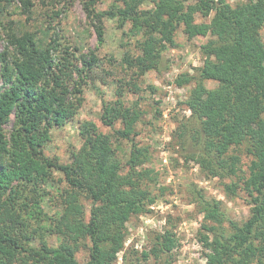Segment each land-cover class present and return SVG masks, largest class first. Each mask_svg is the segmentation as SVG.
Masks as SVG:
<instances>
[{
    "label": "trees",
    "instance_id": "16d2710c",
    "mask_svg": "<svg viewBox=\"0 0 264 264\" xmlns=\"http://www.w3.org/2000/svg\"><path fill=\"white\" fill-rule=\"evenodd\" d=\"M79 1L99 45L105 18H116L119 28L129 24V32L139 36L140 54L122 58L133 74L130 82L120 80L117 99L102 106V124L121 127L107 135L88 123L72 163L44 157L50 131L75 119L83 83L100 61L95 52L80 53L56 38L20 36L10 22L6 37L14 52L0 49V264H115L127 221L150 212L158 199L150 189L153 171L145 167L150 148L134 140L141 113L124 104L122 87L139 91L134 80L159 67L163 52L176 47L180 28L188 39L200 35L208 41L200 46L202 65L173 82L191 85L183 102L190 115L180 124L178 145L204 178L219 181L227 199L241 191L249 205L247 218L237 222L227 217L222 201L190 191L203 217L206 264H264V42L259 34L264 0L234 6L227 0H113L106 12L97 10L100 0ZM143 1L152 9H141ZM13 3L0 0V31L1 17ZM20 4L29 19L32 1ZM197 15L210 20L196 23ZM208 82L215 87L208 88ZM12 117L7 134L4 127ZM123 141L130 145L120 155ZM242 155L251 159L245 174ZM53 171L62 174L66 188L60 193L61 209L49 217L41 195H28L26 187L47 182ZM52 235L56 246L46 240ZM175 246L166 231L153 252L169 253ZM81 250L87 253L83 263L77 258Z\"/></svg>",
    "mask_w": 264,
    "mask_h": 264
},
{
    "label": "rangeland",
    "instance_id": "374dc122",
    "mask_svg": "<svg viewBox=\"0 0 264 264\" xmlns=\"http://www.w3.org/2000/svg\"><path fill=\"white\" fill-rule=\"evenodd\" d=\"M6 14L1 17L0 49L13 47L8 44L6 30L11 25L17 27L20 36L32 38L45 37L59 40L62 46L77 47L80 53L95 52L100 67L93 70L82 86L81 106L72 122L63 127H54L50 131V141L42 146L43 156L55 158L60 163L69 164L77 159L82 147L88 123H93L103 134L113 135L121 127L115 123L108 127L102 124L101 114L104 103L117 99L116 92L121 85L119 81H128L133 75L122 63L124 55L137 56L138 35L129 32L130 25L119 28L116 18H105L104 43L99 45L94 28L87 20L79 0H31L32 14L27 19L21 9L20 0H12ZM238 1L227 0L230 6ZM113 0H100L99 12H106ZM149 1H143L141 9H152ZM194 22L208 23L210 17L195 16ZM46 32L47 36L41 35ZM264 42V27L259 31ZM176 47L168 48L162 54L159 67L149 71L134 81L139 91H133L126 84L122 87V100L128 107H134L141 113L136 125L135 142L148 146L151 151L150 163L145 167L153 171L150 189L158 196L144 215L132 216L126 223L124 249L118 253L115 264H206L207 250L202 238L203 217L192 203L190 191L201 190L208 197L223 202V210L228 218L242 222L247 218L249 205L245 193L239 191L232 199H227L217 179L204 178L193 161H186L179 147V127L190 112L183 104L187 99L191 85L176 87L174 80L182 75H193L195 69L202 65L200 46L208 41L207 36L196 35L188 39L182 28L176 32ZM208 88L215 83L208 82ZM0 86L2 83L0 82ZM13 117L5 125L7 134L11 131ZM124 148L120 155L127 154L129 142L121 143ZM251 159L242 155V173H247ZM66 188L63 176L58 171L44 182L36 180L26 187L28 195H41V206L47 216L52 217L60 209V193ZM162 188V191H159ZM86 207V217H88ZM166 231L171 233L176 246L169 253L153 252L157 247L159 236ZM49 245L56 246L55 236H47ZM87 253L81 250L77 254L79 262L86 260Z\"/></svg>",
    "mask_w": 264,
    "mask_h": 264
}]
</instances>
